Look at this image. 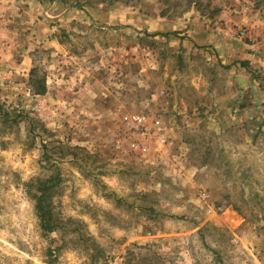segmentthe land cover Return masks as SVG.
<instances>
[{"label": "rangeland", "instance_id": "obj_1", "mask_svg": "<svg viewBox=\"0 0 264 264\" xmlns=\"http://www.w3.org/2000/svg\"><path fill=\"white\" fill-rule=\"evenodd\" d=\"M31 1L0 18V264H264V1Z\"/></svg>", "mask_w": 264, "mask_h": 264}, {"label": "trees", "instance_id": "obj_2", "mask_svg": "<svg viewBox=\"0 0 264 264\" xmlns=\"http://www.w3.org/2000/svg\"><path fill=\"white\" fill-rule=\"evenodd\" d=\"M31 73H34V71H31ZM34 92L38 95L44 94L45 93L44 85H41L39 83V85L36 87V90ZM48 184H49L48 181L39 182L36 184V190L38 196H36L35 198V209L37 211L40 227L44 232H52L55 229V224L52 220L50 207L49 204L47 203L48 197L50 196L49 195L50 187L48 186Z\"/></svg>", "mask_w": 264, "mask_h": 264}, {"label": "crops", "instance_id": "obj_3", "mask_svg": "<svg viewBox=\"0 0 264 264\" xmlns=\"http://www.w3.org/2000/svg\"><path fill=\"white\" fill-rule=\"evenodd\" d=\"M26 6L24 7L25 10H23V16L24 18L32 19L34 18V8L31 0H28L27 3H23V0H0V18H4L1 16L3 11H10L9 15L10 17H14L13 14L16 8H19V6ZM20 6V8H21ZM20 12V11H19ZM1 23V22H0ZM1 31V29H0ZM1 34V32H0Z\"/></svg>", "mask_w": 264, "mask_h": 264}]
</instances>
